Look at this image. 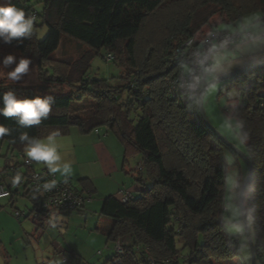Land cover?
I'll list each match as a JSON object with an SVG mask.
<instances>
[{
    "label": "trees",
    "instance_id": "16d2710c",
    "mask_svg": "<svg viewBox=\"0 0 264 264\" xmlns=\"http://www.w3.org/2000/svg\"><path fill=\"white\" fill-rule=\"evenodd\" d=\"M20 2L26 13L40 18V24L34 25L31 37L0 42V51L13 50L30 59L40 84L0 79V93L15 90L28 99L51 95L55 102L37 126L22 127L13 118L0 116V125L10 130L0 139L9 143L13 158L25 156L19 141L24 132L44 138L52 132L66 136L72 127L84 133L107 129L122 144L125 163L143 156V167L135 176L143 189L139 195L127 203L117 195L103 203L101 215L113 219L108 241L132 239L125 257L115 253L108 263L215 264L238 258L228 246L234 238L221 224L225 151L236 153L189 107L192 102L181 106L171 100L165 83L181 73L174 56L185 41L193 40L197 46L209 31L233 32L230 27L250 14L264 19V0H38L40 11L29 0ZM39 26L48 29L43 40L38 38ZM66 40L83 50L78 57L67 51L57 56ZM100 54L113 56L111 62L122 72L118 80L125 84L91 77L92 62ZM234 83L245 89L234 116L244 121L249 135L244 154L257 185L249 201L257 212L253 240L257 264H264V64L226 86ZM58 87L71 92H54ZM86 100L94 107L83 118L75 107ZM1 175L0 183L10 188ZM81 182L89 187L86 180ZM15 194L19 193L13 190L12 197ZM45 230L37 226L35 233L40 236ZM70 264L83 263L72 257Z\"/></svg>",
    "mask_w": 264,
    "mask_h": 264
},
{
    "label": "clouds",
    "instance_id": "9594fccd",
    "mask_svg": "<svg viewBox=\"0 0 264 264\" xmlns=\"http://www.w3.org/2000/svg\"><path fill=\"white\" fill-rule=\"evenodd\" d=\"M39 22V17L26 13L13 0H4L0 3V42L11 44L14 40L31 37L35 31L34 25ZM237 34L238 40L235 39ZM246 57L254 61L253 63H259L264 58V19L259 14L242 18L233 32L209 31L192 51L186 56L178 57L176 66L184 73L182 86L187 92L184 98L192 102L189 107L198 112L202 111L206 97L217 91H222L226 95V102L234 108L237 107L245 89L241 87L239 90H228L224 87V80L235 67L249 63ZM13 64L15 67L11 71L3 72V69ZM31 64L32 61L28 58H19L17 62V57L9 54L0 61V74L6 75L10 80L20 81L29 73ZM0 102L3 104L0 107V116L13 118L19 126L30 127L39 125L42 119L48 117L55 101L51 95L28 99L20 97L15 90H9L0 93ZM222 127L241 145L249 139L243 120L227 119ZM9 131L0 125V137L9 134ZM59 135V132H52L47 137L40 138L30 137L24 132L20 134L19 141L24 145L23 151L27 158L42 162L51 174L59 173L66 182L72 175L73 168L71 161L61 162L57 142ZM222 169L226 189L223 201L225 208L221 214L222 228L227 235L234 238L228 241V246L236 250L242 264H251L257 212L249 201L254 198L257 185L253 183L250 175L241 177L236 154L227 153ZM21 180L22 174L19 172L11 177L13 184H19ZM56 184V180L45 182L38 186L37 191H51ZM47 223L55 230L60 221L57 217H52Z\"/></svg>",
    "mask_w": 264,
    "mask_h": 264
},
{
    "label": "rangeland",
    "instance_id": "374dc122",
    "mask_svg": "<svg viewBox=\"0 0 264 264\" xmlns=\"http://www.w3.org/2000/svg\"><path fill=\"white\" fill-rule=\"evenodd\" d=\"M37 1L31 0V3L37 11H40L41 6L37 5ZM215 21L219 22L218 19ZM239 23L231 26L230 29L235 30ZM37 34L39 40H43L48 34V29L45 26H39L37 28ZM66 51L72 56L78 57L83 50L76 43L66 40L57 53V56H63ZM9 54L16 56L17 62L19 58H22L13 50L0 51V55L7 56ZM263 60L264 58L261 61ZM0 61H2L1 57ZM14 67L15 64L3 69V72L11 71ZM0 68H2V65H0ZM121 73V70L113 62L106 61L104 54L95 57L90 69L91 77L105 79L111 84L116 85H119L117 82L121 81L118 80ZM0 79L11 84L20 82L28 86H39L40 84L38 70L35 67L30 68L29 73L20 81L10 80L4 74H0ZM230 82L231 80L224 81V87L228 90L232 88L239 90L241 88L240 84L238 85L236 83L226 86ZM119 83L125 84L123 81ZM58 88L54 89V92H58L59 94H68L71 92V90L64 89V87ZM226 99V95L222 91H217L207 96L204 107L207 118L210 125L220 136L237 150L244 153L245 145L239 144L232 137V134L222 127L227 119H237L234 116V111L241 104L242 99L235 108L227 103ZM93 107L94 103L91 100H86L77 105L75 110L80 116L86 118L91 115ZM132 117V120L137 122V117L134 114ZM9 151V143L0 139V179L6 166L14 162L22 163L20 159L13 158ZM229 152L228 150L225 151V157ZM130 162L131 167H134V169L137 168L136 170L140 171L143 167V156L137 155ZM237 164L241 168V177L244 178L247 176V166L240 157L237 159ZM6 181L10 182V179L7 178ZM38 199V196H30L29 194H15L9 199L0 201V264H55L57 260H63L64 256L68 258L74 257L83 264H111L108 263L109 259L115 253L119 257H125L126 246L132 242L131 237L118 239L117 242H120V248L122 250L116 252L115 248L117 243L108 241V234L112 229L113 219L105 216L100 217L98 214L87 213L86 215H79L76 212L72 213L70 216H64L62 218L63 224H59L60 228L57 230L47 229L40 232V236L37 235L35 233L37 226L30 219L19 220L15 214L17 211L29 213L33 210ZM100 218L101 220H99ZM215 264H242V262L238 257L227 261H216Z\"/></svg>",
    "mask_w": 264,
    "mask_h": 264
},
{
    "label": "crops",
    "instance_id": "0c3cea01",
    "mask_svg": "<svg viewBox=\"0 0 264 264\" xmlns=\"http://www.w3.org/2000/svg\"><path fill=\"white\" fill-rule=\"evenodd\" d=\"M2 2L4 0H0V3ZM13 2L22 7L20 0ZM245 59L249 63L235 67L232 72L255 64L250 58ZM57 142L61 162H72L73 172L67 180L79 193H91L93 196L92 201L87 202L82 211L76 212L79 215L94 213L102 217L103 203L108 197L118 196L124 190L132 192L136 197L143 190L135 181L137 168L131 167V160L125 163L122 144L107 129L101 128L91 133H84L79 128L72 127L66 136L58 137ZM10 166H13V163L6 168ZM33 169L48 170L42 162L36 161L33 162ZM56 175L59 179L65 180L59 173ZM83 180L89 185L87 189L81 182Z\"/></svg>",
    "mask_w": 264,
    "mask_h": 264
},
{
    "label": "built area",
    "instance_id": "2783aa9c",
    "mask_svg": "<svg viewBox=\"0 0 264 264\" xmlns=\"http://www.w3.org/2000/svg\"><path fill=\"white\" fill-rule=\"evenodd\" d=\"M235 39H239L238 34L235 36ZM190 41H192L191 44L189 41H185L179 50L180 53L175 54L174 57L177 61L178 57L186 56V54L192 51L196 46V43L193 40ZM105 59L107 62H111L113 60V56L111 54H106ZM183 76L184 73L181 72L178 77L168 79L165 83V89L167 96L171 100L175 101L181 106H188L191 101L184 98V96L187 95V92L182 86ZM16 159H20L22 161L21 164L18 163L20 166L17 167L14 165L8 169V171L2 173L6 179H10V188H8L4 183H0V201L11 198L13 190L19 194H29L30 196L32 195L39 197L38 201L34 205L33 210L29 213L17 211L15 214L17 219H30L38 227H41V229L53 230L47 223L48 219L57 217L61 222L64 216L81 211L86 202L91 201V194L83 195L76 192L69 180L65 182V180L59 179L56 174H51L48 170L35 171L33 169L32 160L23 154H19ZM17 172L22 174V180L19 184H13L11 182V177ZM51 180H56L57 182L54 189L48 192L37 191L38 186H41L43 183L49 182ZM118 197H120L123 203H127L134 198V195L132 192L124 190L120 192ZM115 249L116 252L122 250L120 248V242H117ZM70 261L71 258L64 256L63 260H57L55 264H58V262L70 264Z\"/></svg>",
    "mask_w": 264,
    "mask_h": 264
},
{
    "label": "water",
    "instance_id": "95a60500",
    "mask_svg": "<svg viewBox=\"0 0 264 264\" xmlns=\"http://www.w3.org/2000/svg\"><path fill=\"white\" fill-rule=\"evenodd\" d=\"M264 64V60L253 65V66H249V67H246V68H243V69H239L237 71H234V72H231L230 75L224 80V81H227V80H231L239 75H243V74H246L250 69L252 68H255V67H258L260 65ZM200 113V116L202 118V121L204 122V124L209 128L211 129L217 136H219L223 142L225 143V145L227 147H229L232 151H234L246 164L247 166V176L250 175L251 178H252V174H253V166H252V163L250 161V159L242 152V151H239L237 150L234 146L230 145L222 136H220V134L210 125L209 121H208V118H207V114H206V111H205V108L202 110V111H199ZM251 252H252V262L251 264H257V257H256V250H255V244H254V240H253V246L251 248Z\"/></svg>",
    "mask_w": 264,
    "mask_h": 264
}]
</instances>
